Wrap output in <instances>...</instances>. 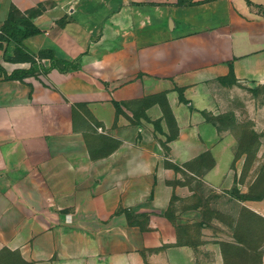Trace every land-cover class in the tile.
Returning a JSON list of instances; mask_svg holds the SVG:
<instances>
[{
  "label": "crops",
  "instance_id": "1",
  "mask_svg": "<svg viewBox=\"0 0 264 264\" xmlns=\"http://www.w3.org/2000/svg\"><path fill=\"white\" fill-rule=\"evenodd\" d=\"M182 1L0 0V28L42 6L24 46L70 63L8 80L31 63L0 49V264H252L264 160L213 116L264 84V0Z\"/></svg>",
  "mask_w": 264,
  "mask_h": 264
},
{
  "label": "rangeland",
  "instance_id": "2",
  "mask_svg": "<svg viewBox=\"0 0 264 264\" xmlns=\"http://www.w3.org/2000/svg\"><path fill=\"white\" fill-rule=\"evenodd\" d=\"M226 89H221L218 98V110L213 122L219 129L236 141V158L245 156L247 161L264 160V84L237 83L229 80ZM250 165L247 166L249 170ZM263 176L254 180V189H260ZM240 216L237 223L244 224L245 217ZM222 219H228L222 216ZM248 240L251 245L239 248V260L247 258L252 264H264V222L255 218H246ZM245 238V231L237 229V239Z\"/></svg>",
  "mask_w": 264,
  "mask_h": 264
},
{
  "label": "trees",
  "instance_id": "3",
  "mask_svg": "<svg viewBox=\"0 0 264 264\" xmlns=\"http://www.w3.org/2000/svg\"><path fill=\"white\" fill-rule=\"evenodd\" d=\"M181 3H183V1L179 0V4ZM42 10V6L26 13L13 10L7 21L0 28V49L4 48V43L7 45L13 43L15 45L14 56L7 58V60L12 62L31 63L30 69L15 70L12 74L6 75L5 79H23L26 76L33 75L38 70V62L47 58L52 61L53 65L64 64L66 68L70 65V63L66 61L57 59L53 50H41L39 53H31L24 46L25 39L41 33L40 29L32 22V19L41 14Z\"/></svg>",
  "mask_w": 264,
  "mask_h": 264
}]
</instances>
